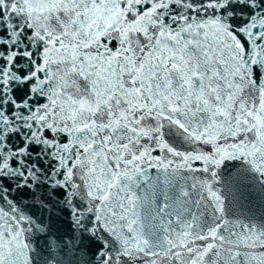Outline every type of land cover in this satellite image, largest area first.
<instances>
[{"label":"snow or ice","instance_id":"obj_1","mask_svg":"<svg viewBox=\"0 0 264 264\" xmlns=\"http://www.w3.org/2000/svg\"><path fill=\"white\" fill-rule=\"evenodd\" d=\"M0 264H264V0H0Z\"/></svg>","mask_w":264,"mask_h":264}]
</instances>
